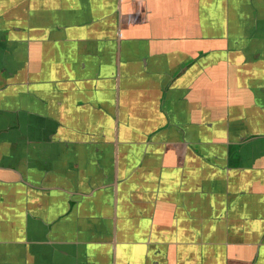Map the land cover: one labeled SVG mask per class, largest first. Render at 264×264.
I'll list each match as a JSON object with an SVG mask.
<instances>
[{"label":"crops","instance_id":"0c3cea01","mask_svg":"<svg viewBox=\"0 0 264 264\" xmlns=\"http://www.w3.org/2000/svg\"><path fill=\"white\" fill-rule=\"evenodd\" d=\"M0 264H264V0H0Z\"/></svg>","mask_w":264,"mask_h":264}]
</instances>
